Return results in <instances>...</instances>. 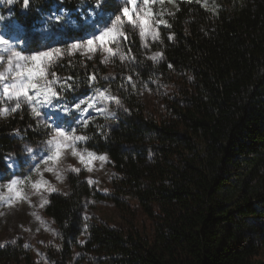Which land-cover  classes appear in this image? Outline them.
<instances>
[{"label": "trees", "instance_id": "1", "mask_svg": "<svg viewBox=\"0 0 264 264\" xmlns=\"http://www.w3.org/2000/svg\"><path fill=\"white\" fill-rule=\"evenodd\" d=\"M94 1L84 0L83 11ZM53 3L83 4H15L19 29L39 27L36 8L44 12ZM164 18L159 63L142 55L136 34L127 43L133 72L175 88L160 118L144 111L116 70L77 55L60 60V79L111 86L122 113L110 128L84 130L83 145L110 160L111 191L100 193L82 172H68L67 193L51 192L43 212L57 228L64 258L77 248L93 264H256L260 244L244 238L243 224L264 204V0H171ZM48 133L25 105L0 117V172L8 173L6 157L21 161L22 145H39ZM88 199L110 202L124 227L84 222ZM131 200L150 222L147 230L138 228ZM0 264L32 259L18 240L0 246Z\"/></svg>", "mask_w": 264, "mask_h": 264}, {"label": "rangeland", "instance_id": "2", "mask_svg": "<svg viewBox=\"0 0 264 264\" xmlns=\"http://www.w3.org/2000/svg\"><path fill=\"white\" fill-rule=\"evenodd\" d=\"M22 3V0H17L16 3ZM15 3V4H16ZM95 1L92 3V5ZM84 3L79 5L72 11L73 16L76 17L75 12L79 8L84 9ZM57 8L55 3L51 4ZM124 6L132 8V5L125 3V0H107L103 4V11L112 13L111 19L115 15H121L120 9ZM152 16L148 18L149 27L151 30L159 33V40L154 41L149 34L145 39L139 36V19L137 14H133V21L136 22V27H133L125 17L121 15L123 21V28L129 33L128 39H121L118 43L109 45L112 49L109 52L106 48L97 50L95 54H80L79 52L69 55L68 45L75 39H82L87 30V26L82 25L80 17L77 19L76 25L66 27L63 32H56L50 24L47 31H39L44 24L31 30L19 29L16 19L13 17V8L0 0V16H4L5 20L0 21V28H7L9 25L15 24L18 27L15 29V34L18 39L24 40L26 43L20 47L13 48L12 51L20 52L21 55H31L37 50H47L52 47H60L64 50V55L61 59H74V56H79L80 59H96L106 69H113L119 73L118 80L121 85L129 92H133L140 99L144 111L154 118H160L166 111V104L168 100L174 95L175 88L160 83L157 79L152 77L142 78L141 75L133 72L136 66L134 55L128 46L129 38L136 34L139 41V48L142 55L150 60L152 63H159L162 57L156 61L149 59L155 53H161L162 40L159 28H166L164 18L165 11L171 7V0H154L150 4ZM49 8V7H48ZM89 8V7H88ZM85 12H87V9ZM145 6L143 0H137L136 13L139 17H143ZM12 17L14 19H12ZM73 18V17H72ZM75 20V19H74ZM159 21H164L161 24ZM105 24L110 26L111 20L106 19ZM123 31V29H122ZM55 33L56 40L49 39V33ZM124 32V31H123ZM168 38L171 34L167 35ZM5 38H8L7 36ZM152 44L157 47L152 48ZM4 59L0 61V72H4L8 67L7 57L11 52L2 53ZM91 55V58H89ZM52 67L46 68L47 81L52 82L54 79L56 83H50V86L58 93V100L53 101L54 106L60 108H67L68 114L64 117L67 125L64 127L65 133L69 135L86 137L84 130L87 125H102L110 128L120 118L122 113V103L118 97V93L111 86H92L84 87L82 85L74 86L64 79H60L62 75V68L59 67L60 60ZM27 67H34L31 62ZM26 70V69H25ZM55 74V76L52 75ZM129 77L131 78L129 80ZM25 83H38L41 89L46 91L44 87V78L36 77L32 81H25ZM11 91V89H10ZM101 93L103 95L101 96ZM35 95V92H31ZM42 99V97H41ZM0 100L4 103L0 107V112L4 108H8V114L13 107L15 101H9L3 98V83L0 82ZM84 100L85 103H80ZM80 104L79 109L74 110V106ZM92 107H89V105ZM22 105H25L22 103ZM31 112L32 107H36L38 111L43 105L37 103L36 105H25ZM87 109V113L84 110ZM32 113V112H31ZM111 113V115H109ZM4 117V115H0ZM34 118L43 126L48 128L49 133L45 141L39 145L23 144L22 145V160L17 161L19 170L10 171L7 163L8 173L0 177V246L7 243H14L20 241L25 249L30 253L32 264H93L88 257H82V252L74 248L70 257H63V249L59 246L58 231L52 220L44 214L43 208L46 203L41 206L43 201H47L48 195L54 191L66 194L68 191L66 174L68 172H79L84 174V179L93 183L91 186L95 187L97 191L107 194L111 191L110 178L113 170L110 166L109 158L104 154H99L87 149L83 144L85 140L76 141L74 147L77 152L82 153L87 157L89 152L95 153L96 157L104 155L107 160L101 162L98 158L93 160V163L88 167L81 163L79 156L72 155V148L65 146L61 150V156L58 160L47 159L48 156L53 155L55 151V134L56 128L49 120L43 116ZM84 121L88 123L85 125ZM74 129V131H73ZM52 141L50 144L49 142ZM32 148L33 152L28 153L27 149ZM41 150V151H38ZM47 153L45 155L44 153ZM12 157V156H8ZM35 157V159H33ZM37 165L39 168L37 169ZM47 168H52L53 171H47ZM16 179L18 183L10 190L8 185L11 180ZM89 184V183H88ZM39 185V187H35ZM90 185V184H89ZM132 209L135 211L136 223L139 229L147 230L149 221L142 214L141 209L136 206L134 201H130ZM264 205V204H263ZM257 211L256 214L248 216L243 224L244 238L252 239L259 242L260 248L258 254L253 257V262L256 264L264 263V206ZM37 216L40 219H37ZM83 221L86 223L99 224L103 223L110 227H124V221L120 217L116 208L108 201L88 199L81 214ZM83 233L78 241L82 244L85 240ZM28 245V247H25Z\"/></svg>", "mask_w": 264, "mask_h": 264}, {"label": "snow or ice", "instance_id": "3", "mask_svg": "<svg viewBox=\"0 0 264 264\" xmlns=\"http://www.w3.org/2000/svg\"><path fill=\"white\" fill-rule=\"evenodd\" d=\"M3 2L8 5H13L17 0H3ZM32 2L35 3L36 0H32ZM63 2L64 0H59V3L62 4ZM106 2L107 0H95V3L87 9V12L79 8L76 10L80 13L82 25L87 26V30L82 39H75L69 43V55H73L77 52L82 55L95 54L97 50L105 48L111 52L112 49L108 47L109 45L118 43L121 39L127 40V35L122 31L123 21L121 20V15L125 17L133 27H136V22L133 21L132 17L133 14H137L139 19L140 38L143 40L150 34L154 41L159 40V33L150 29L148 20V18L152 16L150 4L153 3L154 0H143L145 12L142 18L136 13L137 0H125V3L132 5V8L130 9L127 6L122 7L120 9L121 15H115L114 19H111L112 13H107L106 15L103 11V4ZM161 2H163V0H161ZM81 3H84V0H81ZM22 5L24 10L29 9L30 0H22ZM205 7H207V4H205ZM36 11L38 13L42 12L39 7L36 8ZM42 15L44 27L38 29L39 31H47L51 24L56 32H63L66 27L76 25L77 23L76 20L72 18L73 13L65 9L57 10L54 7L50 12L42 13ZM106 19L111 20L110 26L104 23ZM3 20H5V17L0 16V21ZM159 23L163 24L165 22L159 21ZM17 27L18 25L12 24L7 28H0V52H11V55L7 57L8 67L4 72H0V82L3 83V98L9 101H15V107H13L11 111L16 112L20 110L22 103L25 105H36L40 103L44 106L40 111H38L36 107H32L31 112L33 116H43L44 119L49 120L55 125V151L53 155L48 156L47 159L58 160L61 156L62 148L68 146L72 148V155L79 156L81 163L85 164L86 167L91 165L96 158L101 162L106 161L107 157L104 155L96 157L95 153L89 152L87 157H85V155L76 151L74 147L75 142L86 140L87 138L65 133L64 127L71 126L67 125L64 120L69 110L53 105V101L58 100L59 97L58 93L50 86V83H56V80L54 79L52 82L47 81L45 69L54 66L56 62L63 57L64 50L60 47H52L47 50L34 51L31 55H21L20 52H14L12 51L13 48L20 47L26 43L16 36L15 29ZM6 36L8 38H5ZM49 39L56 40L55 33L50 32ZM169 39H171V37H169ZM161 56V53H155L149 57V59L156 61L161 58ZM89 58H91V55H89ZM3 59V55H0V61ZM29 62H31L34 67H27ZM169 67H171V65H169ZM52 75L55 76L54 73H52ZM37 76L44 78V87L47 89L46 91L42 90L38 83H25V81H32ZM130 79L129 77V80ZM31 92H35V95H31ZM102 95L103 93H101V96ZM80 103H85V101L81 100ZM79 107L80 104H76L74 110L79 109ZM89 107H92V105L90 104ZM8 111V108H4L3 111L0 112V115L6 116ZM84 112L87 113V109H85ZM109 115H111V113H109ZM84 123L86 125L88 122L84 121ZM13 135H19V131L13 133ZM49 143L51 144L52 141ZM38 151L41 150L38 149ZM27 152L32 153L33 149L29 147ZM44 154L47 155L46 152ZM33 159H35V157H33ZM5 162L10 171L15 172L19 170L20 166L13 157H6ZM38 168L39 165H37V169ZM47 171L51 172L53 169L47 168ZM75 171L79 172V169H75ZM5 175L6 173L0 172V177ZM17 183L18 181L16 179L11 180V183L8 185L9 189L11 190ZM88 183L91 185L93 181L89 179ZM35 187H39V185ZM44 203H47V201H43L41 206H43ZM37 219H40V217L37 216ZM25 247H28V245H25Z\"/></svg>", "mask_w": 264, "mask_h": 264}, {"label": "built area", "instance_id": "4", "mask_svg": "<svg viewBox=\"0 0 264 264\" xmlns=\"http://www.w3.org/2000/svg\"><path fill=\"white\" fill-rule=\"evenodd\" d=\"M54 8V6H49V8L47 9V10H45L44 12H40V24H43V15H42V13H48V12H50L52 9ZM56 8V7H55ZM57 10H59V9H57ZM68 11V10H67ZM69 11H72V10H69ZM79 17H80V15H79ZM73 19H75L76 21H77V17H75V16H73Z\"/></svg>", "mask_w": 264, "mask_h": 264}, {"label": "water", "instance_id": "5", "mask_svg": "<svg viewBox=\"0 0 264 264\" xmlns=\"http://www.w3.org/2000/svg\"><path fill=\"white\" fill-rule=\"evenodd\" d=\"M8 6H10V7H14V6H15V4H13V5H8Z\"/></svg>", "mask_w": 264, "mask_h": 264}, {"label": "flooded vegetation", "instance_id": "6", "mask_svg": "<svg viewBox=\"0 0 264 264\" xmlns=\"http://www.w3.org/2000/svg\"><path fill=\"white\" fill-rule=\"evenodd\" d=\"M19 3H20V2H19ZM19 3H16V5L19 4Z\"/></svg>", "mask_w": 264, "mask_h": 264}]
</instances>
